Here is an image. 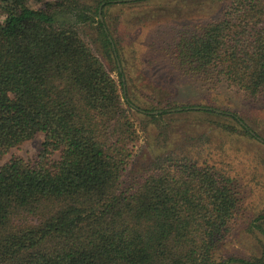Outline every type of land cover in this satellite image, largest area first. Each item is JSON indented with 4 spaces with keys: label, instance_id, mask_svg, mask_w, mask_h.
<instances>
[{
    "label": "trees",
    "instance_id": "obj_1",
    "mask_svg": "<svg viewBox=\"0 0 264 264\" xmlns=\"http://www.w3.org/2000/svg\"><path fill=\"white\" fill-rule=\"evenodd\" d=\"M0 1V158L43 134L33 160L0 165V264H264V207L243 217L240 184L209 134L135 161L145 126L131 110L192 111L212 131L264 144L234 111L149 97L156 106L141 108L119 65V84L111 76L77 22L96 21L103 52L122 62L110 8L146 0ZM219 1L217 17L165 50L191 79L264 96V0ZM242 218L255 251L225 253Z\"/></svg>",
    "mask_w": 264,
    "mask_h": 264
},
{
    "label": "rangeland",
    "instance_id": "obj_2",
    "mask_svg": "<svg viewBox=\"0 0 264 264\" xmlns=\"http://www.w3.org/2000/svg\"><path fill=\"white\" fill-rule=\"evenodd\" d=\"M224 5L219 0H146L114 5L110 13L120 15L118 34L122 42V62L103 52L96 21L77 22V28L118 84L120 75L116 65L120 66L126 90L141 108L153 105L149 104V98H168L179 104H205L231 110L245 119L264 139V96L250 98L243 91L223 83L211 87L201 80L191 79L165 50L180 31L217 17ZM2 10L0 1V22L4 19ZM101 17L105 23L104 16ZM69 21L72 20L69 18ZM130 113L136 125L145 126H137L139 137L134 146L137 164V160L141 162L153 154H163L180 147L187 137L207 133L211 138L206 143L212 148L210 152L221 154L222 160L230 164L231 175L240 184L243 217L251 216L264 207L263 143L247 136H223L216 129L212 131V127L201 120L202 116L192 111L168 112L155 119L132 110ZM42 140L43 134L38 133L11 148L0 158V165L14 156L33 160ZM244 219L234 225L229 244L223 249L225 253L245 255L255 251V241L245 231Z\"/></svg>",
    "mask_w": 264,
    "mask_h": 264
},
{
    "label": "water",
    "instance_id": "obj_3",
    "mask_svg": "<svg viewBox=\"0 0 264 264\" xmlns=\"http://www.w3.org/2000/svg\"><path fill=\"white\" fill-rule=\"evenodd\" d=\"M99 19H100V20H102V17H101V15H99Z\"/></svg>",
    "mask_w": 264,
    "mask_h": 264
}]
</instances>
